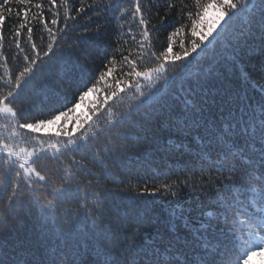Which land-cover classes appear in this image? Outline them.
<instances>
[{
    "label": "snow or ice",
    "instance_id": "6c2138e0",
    "mask_svg": "<svg viewBox=\"0 0 264 264\" xmlns=\"http://www.w3.org/2000/svg\"><path fill=\"white\" fill-rule=\"evenodd\" d=\"M0 129V264H250L264 0H0ZM137 145L181 158L153 172Z\"/></svg>",
    "mask_w": 264,
    "mask_h": 264
},
{
    "label": "trees",
    "instance_id": "16d2710c",
    "mask_svg": "<svg viewBox=\"0 0 264 264\" xmlns=\"http://www.w3.org/2000/svg\"><path fill=\"white\" fill-rule=\"evenodd\" d=\"M205 2H211V0H205ZM47 7V5H45ZM210 14H214L213 10H209ZM118 67V66H117ZM250 70L253 72L254 75H258V66H252L250 65ZM147 90V89H146ZM100 95H103V91H101ZM97 98V94L90 93L88 97L85 99V103L81 106L80 109H78V112H83L85 115H89L88 109L93 107L92 101H95ZM136 100L132 93H128L126 96H124L122 101H118L116 105L113 108V111L119 115L121 112L125 111L129 105L135 104ZM177 104H180L182 106V100L180 98H177ZM108 118V113L104 114V117L101 118V125H103V122L105 119ZM2 131V129H0ZM9 131H11L9 129ZM48 134H54L52 133V129L42 130L40 135H48ZM4 135H7V132L4 133ZM167 140V137H166ZM21 147H24V145H20ZM134 151H138L140 153L139 158H134L132 163L133 166H151V170L153 172L156 171L157 166H162L165 168L173 167L178 159H180V154L175 151H166L161 150L159 152L152 151L150 149H145L143 145H137ZM152 181H149V184H151ZM196 192H188L185 190V200L188 204H191L195 206L196 203ZM148 197H146L147 199ZM157 201L161 199V197L155 198ZM40 209L38 207H33L30 209L29 212L25 213L24 221L25 223H30L32 218L34 216L39 215ZM250 264H264V256H258L253 257L250 261Z\"/></svg>",
    "mask_w": 264,
    "mask_h": 264
}]
</instances>
